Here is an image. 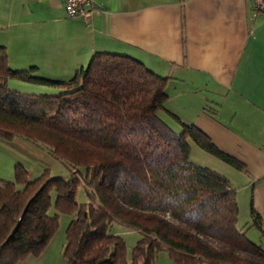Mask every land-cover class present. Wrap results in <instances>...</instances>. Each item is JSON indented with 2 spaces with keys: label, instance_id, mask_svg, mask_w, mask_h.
<instances>
[{
  "label": "trees",
  "instance_id": "trees-1",
  "mask_svg": "<svg viewBox=\"0 0 264 264\" xmlns=\"http://www.w3.org/2000/svg\"><path fill=\"white\" fill-rule=\"evenodd\" d=\"M7 66L0 46V138L19 136L45 148L71 168L67 179L47 169L28 180L15 164L12 181L0 180V264L39 256L68 221L65 264H151L165 252L172 264H264V251L235 228L234 191L221 174L189 161V142L236 170L242 165L215 148L193 125L174 131L160 117L167 78L122 55L95 52L66 81L31 76ZM15 80L59 89L21 94ZM82 184L88 201L77 204ZM20 189H15V186ZM54 194L52 215L47 214ZM254 227L264 239L257 213ZM112 221L140 237L126 258Z\"/></svg>",
  "mask_w": 264,
  "mask_h": 264
},
{
  "label": "crops",
  "instance_id": "crops-1",
  "mask_svg": "<svg viewBox=\"0 0 264 264\" xmlns=\"http://www.w3.org/2000/svg\"><path fill=\"white\" fill-rule=\"evenodd\" d=\"M91 1L93 13L82 20L67 19L61 0H0L7 66L66 81L99 52L167 78L159 117L174 131L170 115L193 125L242 165L225 179L236 181V198L245 193L264 230V13L252 15L251 0ZM7 87L59 91L15 80Z\"/></svg>",
  "mask_w": 264,
  "mask_h": 264
},
{
  "label": "rangeland",
  "instance_id": "rangeland-1",
  "mask_svg": "<svg viewBox=\"0 0 264 264\" xmlns=\"http://www.w3.org/2000/svg\"><path fill=\"white\" fill-rule=\"evenodd\" d=\"M37 77L52 79L45 76ZM159 115L161 114L159 113ZM188 159L192 163L211 169L224 177L229 176L230 173H236L234 168L200 150L191 142H189ZM15 164H20L26 170L28 180L37 178L44 169L48 170L50 177H59L62 179H67L71 173V168L66 163L55 158L45 148L38 146L29 140L19 136H14L9 140L0 138V178H2V180L9 182L12 181V169ZM230 183L235 185L236 181L232 179V182ZM230 183H228V185L230 188L232 187V190L234 191V198L237 207L235 228L239 230V232H242L248 241L260 246L264 251V239H259V233L254 227L250 226L252 218L245 193L237 194L236 198V187L234 186V188ZM20 188L21 187L18 185L15 186V189L17 190ZM53 200L54 194L51 193L50 206L47 210L48 215L54 213L52 209ZM74 200L77 204H83L88 201L82 184L77 187ZM70 218V215L59 214L57 230L39 256L35 258L28 257L19 264H50L53 258L60 259L64 230ZM109 233L119 236L123 240L127 255L126 258L128 260L130 249L140 237L139 233L117 221L111 222ZM151 264L172 263L168 259L166 253L161 251L155 254L154 260Z\"/></svg>",
  "mask_w": 264,
  "mask_h": 264
},
{
  "label": "built area",
  "instance_id": "built-area-1",
  "mask_svg": "<svg viewBox=\"0 0 264 264\" xmlns=\"http://www.w3.org/2000/svg\"><path fill=\"white\" fill-rule=\"evenodd\" d=\"M67 19H87L92 13L91 0H61ZM251 12L264 13V0H251Z\"/></svg>",
  "mask_w": 264,
  "mask_h": 264
}]
</instances>
